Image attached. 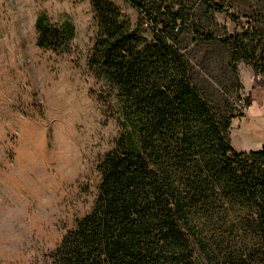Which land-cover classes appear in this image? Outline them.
Masks as SVG:
<instances>
[{"label":"trees","instance_id":"1","mask_svg":"<svg viewBox=\"0 0 264 264\" xmlns=\"http://www.w3.org/2000/svg\"><path fill=\"white\" fill-rule=\"evenodd\" d=\"M125 2L135 19L110 0H92L88 68L118 132L98 162L92 208L49 264H264V145L234 148L231 129L247 109L236 111L196 53L201 43H218L264 74V0L242 12L262 26L224 37L196 25L183 0ZM236 2L200 5L243 27ZM36 27L39 47L69 51L73 25L42 14ZM239 98L250 106L244 92Z\"/></svg>","mask_w":264,"mask_h":264},{"label":"rangeland","instance_id":"2","mask_svg":"<svg viewBox=\"0 0 264 264\" xmlns=\"http://www.w3.org/2000/svg\"><path fill=\"white\" fill-rule=\"evenodd\" d=\"M110 1L135 19L125 0ZM183 1L194 23L216 37L242 33L248 23L262 26L242 16L251 0L232 7L243 27L206 11L201 0ZM42 14L59 26L73 25L68 52L39 47L36 21ZM94 36L92 0H0V264H49L66 232L93 206L98 162L118 132L102 84L88 68ZM196 47L198 61L232 95L236 111L247 109L231 129L234 148L260 150L264 74L235 62L224 45Z\"/></svg>","mask_w":264,"mask_h":264}]
</instances>
